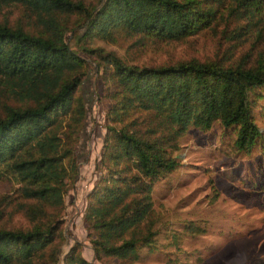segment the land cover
I'll use <instances>...</instances> for the list:
<instances>
[{"label":"trees","instance_id":"obj_1","mask_svg":"<svg viewBox=\"0 0 264 264\" xmlns=\"http://www.w3.org/2000/svg\"><path fill=\"white\" fill-rule=\"evenodd\" d=\"M12 8L22 10L19 19ZM203 33L217 38L221 58L139 67L92 47L119 38L179 43ZM89 59L109 103L96 165L102 176L84 215L97 261L133 264L141 250L158 249L154 187L181 166L179 140L191 128L220 125L239 153L260 149L264 175V134L253 111L264 101V0H0V178L21 185L32 222L26 230L0 225V264H89L79 244L59 256L86 128L77 94Z\"/></svg>","mask_w":264,"mask_h":264},{"label":"rangeland","instance_id":"obj_2","mask_svg":"<svg viewBox=\"0 0 264 264\" xmlns=\"http://www.w3.org/2000/svg\"><path fill=\"white\" fill-rule=\"evenodd\" d=\"M9 14L17 20L22 10L12 8ZM211 34L179 43L145 45L136 39L119 38L117 43L95 41L92 47L114 52L130 65L154 68L221 58L224 53ZM89 60V73L77 94L86 103V128L77 151V174L68 182L62 227L66 240L59 256L62 259L79 244L89 264H119L112 259H95L84 225L88 195L102 176L96 165L104 153L109 108L99 97L104 90L99 78L102 73L97 72L94 60ZM253 111L264 134V101ZM234 141L220 125L207 133L191 128L180 138L176 155L181 166L159 181L153 192L158 249L141 250L140 260L133 264H264V175L257 172L262 152L255 148L250 155L239 153ZM260 145L264 147V138ZM20 187L11 179L0 178V225L7 229L32 227L21 208L24 199L18 193Z\"/></svg>","mask_w":264,"mask_h":264}]
</instances>
